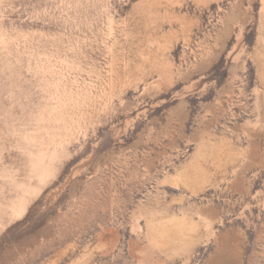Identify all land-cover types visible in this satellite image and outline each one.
I'll return each mask as SVG.
<instances>
[{"label": "rangeland", "instance_id": "obj_1", "mask_svg": "<svg viewBox=\"0 0 264 264\" xmlns=\"http://www.w3.org/2000/svg\"><path fill=\"white\" fill-rule=\"evenodd\" d=\"M0 264H264V0H0Z\"/></svg>", "mask_w": 264, "mask_h": 264}]
</instances>
